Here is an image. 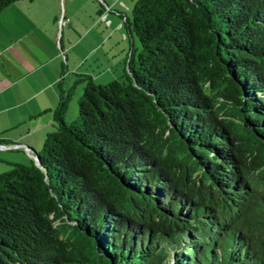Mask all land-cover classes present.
Returning a JSON list of instances; mask_svg holds the SVG:
<instances>
[{
  "label": "trees",
  "instance_id": "trees-1",
  "mask_svg": "<svg viewBox=\"0 0 264 264\" xmlns=\"http://www.w3.org/2000/svg\"><path fill=\"white\" fill-rule=\"evenodd\" d=\"M123 27L121 77L75 74L67 123L58 83L39 153L0 173V264H264L243 230L264 214V0H135Z\"/></svg>",
  "mask_w": 264,
  "mask_h": 264
},
{
  "label": "crops",
  "instance_id": "crops-1",
  "mask_svg": "<svg viewBox=\"0 0 264 264\" xmlns=\"http://www.w3.org/2000/svg\"><path fill=\"white\" fill-rule=\"evenodd\" d=\"M89 1L15 0L0 10V173L34 159L52 125L58 83L70 93L65 121L75 117L73 96L84 86L75 74L103 84L133 61V39L123 27L132 0L101 8ZM60 14L68 23L58 25Z\"/></svg>",
  "mask_w": 264,
  "mask_h": 264
},
{
  "label": "rangeland",
  "instance_id": "rangeland-1",
  "mask_svg": "<svg viewBox=\"0 0 264 264\" xmlns=\"http://www.w3.org/2000/svg\"><path fill=\"white\" fill-rule=\"evenodd\" d=\"M100 1H104L102 3L103 4L102 7H104V4L107 3L108 1H111V0H106V1L105 0H100ZM127 1L129 3L131 2L130 0H127ZM134 1L135 0H132V2H134ZM89 2L93 5V2H91V0ZM113 2H114L113 4H115L116 3V0H113ZM94 3L99 7L98 0H94ZM132 4L130 3V6L128 7V11L125 13V14H127L128 20H130V8H131V5ZM113 11H117V10H114L113 9ZM113 11H112V13H113ZM112 15H114L115 17H117L115 14H112ZM131 36H132L133 43H134L133 60H135L139 47H138V41H137L135 35L133 33H131ZM125 48H127V47H125ZM120 77H118V79ZM73 100L75 102L74 104H75V114H76V98L74 96H73ZM72 119H67V120H65V121L63 120V121L67 123V122L71 121ZM40 147H41V145H40ZM40 147H39V150L38 151H34V153H39ZM250 195H251L250 200H252L253 203L259 205V206H256V207H258V209L260 207L261 211L264 212V208L261 206V200L264 202V188L261 185L257 184L255 186V190ZM255 219H256V222L252 221L249 224H246V223L243 224V227H244L243 230L244 231H247L248 232L247 234L250 233V234L253 235V237H251L252 238V242H253L254 239L264 240V214H261V213H258L257 214L256 213Z\"/></svg>",
  "mask_w": 264,
  "mask_h": 264
},
{
  "label": "built area",
  "instance_id": "built-area-1",
  "mask_svg": "<svg viewBox=\"0 0 264 264\" xmlns=\"http://www.w3.org/2000/svg\"><path fill=\"white\" fill-rule=\"evenodd\" d=\"M68 18L64 17L62 14L59 15L58 18V25L64 24V23H68Z\"/></svg>",
  "mask_w": 264,
  "mask_h": 264
}]
</instances>
